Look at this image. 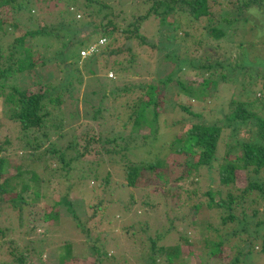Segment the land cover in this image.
I'll return each instance as SVG.
<instances>
[{
	"label": "rangeland",
	"instance_id": "374dc122",
	"mask_svg": "<svg viewBox=\"0 0 264 264\" xmlns=\"http://www.w3.org/2000/svg\"><path fill=\"white\" fill-rule=\"evenodd\" d=\"M177 1L179 2L180 0ZM239 1L206 0V15H200L194 18L193 21L188 14L177 10L165 13L162 16L160 14L158 15L159 17L151 15L153 19L149 18L143 23L144 29L145 26L149 28L148 31L144 32L142 28L139 31L146 38V41L152 43V46L138 45L137 42L132 41L126 44L131 48L129 52L123 51L118 56L107 55L109 62L116 60L122 66L125 65L126 60L130 56H134L135 65L131 64L127 67L128 72L120 75L111 70L110 63L104 66L100 60L96 61L94 59V56L99 54L97 53L98 48L95 51L96 53H90L88 50L83 52L80 58L81 61L78 64L79 75L71 72L74 67L68 59H64L65 54L68 53V48L64 47V45L68 41H73L75 44L81 40L80 38L84 39L85 35L89 33L88 28L82 25L84 24V20L82 18L77 19L78 17L73 21L65 20L64 14L60 12L66 6L65 0H42L43 5L46 7L45 11L42 10L40 2L37 4V1H34L30 4L34 12L33 19L21 17V28L25 30L29 29L30 32L36 30L51 31L45 32L44 35L39 34L36 37L31 38L28 36L25 38V43L31 47L33 62L37 64L36 68L30 72L17 73V76L15 75V78H17L14 80L15 82L12 79H8L4 88L0 90V161H5L1 164L3 177L1 182L8 180L14 186L13 182H18L16 179H13L17 174L15 166L21 165L22 183L31 186V171L39 178H42L44 183L41 189V199L37 203L31 202L33 197L31 188L22 190L21 186H17L15 190L17 193H21L24 200L23 204L25 207L22 208V214L26 219L24 220L25 222L23 221V228L24 226L28 227V224L31 228L30 230L24 231L21 228V231L18 229L14 231L12 228H15L18 224L16 212L13 211L10 203H0V227L10 228L5 237V242L15 244L17 248L37 247L39 239L42 238L48 242L46 245H42V254L40 253L42 256L31 253L25 257L24 264H58L56 261L58 250H61V247L66 244L71 245L72 262H68L70 264H98L97 258L101 259L100 264H119V262L143 264V261H140L139 258L147 255L146 249H137L134 244L123 237L119 230L121 227L130 226L128 225L129 222L126 221L130 216L128 213L132 211L126 215L122 214L124 213L123 207L127 203L129 192L132 198L136 196L135 199L139 203L149 200V198H152L151 200L154 202L158 201L160 208L159 216H163L168 210H176V212L170 213L167 218V221L172 222L173 228L168 229V237L166 236L167 238H164L165 241L163 243L159 242V244L168 248L181 246L180 248L182 249L184 247L182 244L186 241L191 252H194L195 255L201 253L206 243L202 241L207 235L205 227L208 225L212 226V228L215 227L218 223V217L221 215L218 210H210L205 207V197L201 195L204 191L219 189L215 176H211L205 168H200L195 178L190 177L194 182L197 179L195 185L189 184L190 178L187 181L178 180L173 182L172 179L177 178L181 174L182 168L175 164H169L167 171H161L164 178L160 179L159 182L152 174L145 172V181H140L145 183V186L138 189L139 192L137 194L130 187L125 186L124 181H121L122 188L116 187L114 183L112 184L113 188L108 192H104V186H100L98 181L93 179L92 172L88 170L90 168L88 164L100 161L106 165L107 169L111 168V165L107 164L108 159L105 156V150H108L112 144H85V140L89 136H93L94 139L97 138L96 140H98L99 136L103 140L112 136L113 120H109L108 118L107 120L100 119L99 113H97L98 108H104V112H106L108 108L107 104L111 103L110 98L112 96H110L109 91L112 88V80H116L119 86L133 84L134 86L146 89L151 84H156L160 80L163 81L171 75L172 78L176 77L177 81L187 83L185 85L189 84L190 88L194 90L197 88L199 99H194L193 97L180 94L178 89L171 87L170 83L167 82L163 87L162 106L166 112L158 117L160 122L159 131L161 133H164L166 130H176L179 133L183 125L194 124L196 121L210 124L221 120L222 116L220 114L216 115V113L224 111L223 107L228 100L232 91L231 89H233L235 95H239L238 99L244 97L243 84L250 87V79L247 82L246 78L249 76H246L243 81L240 80L245 75L240 76V73H238L239 54L241 57L246 58L247 62L253 66L251 67L252 72H262L258 78L256 77V80H253L254 76L252 77V81L250 80L253 84H251L252 88L255 86V91H253L250 99H257L263 82L261 75L264 74V17L257 18L250 16L245 8H241L240 16L246 19L245 23L235 22L231 25L233 22L232 16L226 18L227 21L219 25L224 32L226 31V35L221 37L219 41L207 40L206 42L205 40V38L208 39L206 37L209 30L208 26L216 27L218 20L221 21L222 12L232 9L233 6L238 5ZM113 2H117V4L125 3L126 5H122L121 7L114 5V11L117 15L114 21L120 27L130 20V16L144 14L149 6V4L142 5L140 0H113ZM262 4L264 6V0H262ZM78 12L81 13L80 11ZM186 19L191 20L189 22L192 23L190 25L191 29L195 30L193 36L195 42L187 37V33L191 30L182 25V20ZM87 21L88 19H85V22ZM68 22L72 28L69 31L61 30L63 29L61 27L64 25H66L65 27H69L67 25ZM56 32L59 34L58 36ZM197 35L201 37L199 40L197 39ZM18 36H20V33L13 32L12 28L7 33H4L3 30L0 32V51L4 58L12 52V45ZM98 38V35L92 37L91 45L94 44L97 47L95 44H98L100 40ZM104 43L105 41H101V44ZM122 43V40L119 39L115 44L119 46ZM216 43L224 46V49L220 50L223 55H221V61L225 60L231 64L236 62L238 65L235 66V69L224 68L221 72L216 71L214 74H210V71L199 68L201 61L207 66L204 52L211 49L210 46ZM62 44L63 46H61ZM4 62L3 59L0 61L3 66H5ZM173 63L177 64L174 65ZM173 65L176 68V72L172 68ZM90 69L94 71L93 74L89 73ZM110 73L112 74L111 76H109ZM221 73H226L227 78L232 77L235 81L232 83L228 81L224 82L226 87H223V85L219 86L207 100L204 96L205 102L202 97L204 92L207 94L210 92V88L205 85L200 87L201 83L204 80L210 83V79H219ZM71 79L73 87L71 90H68L67 84ZM37 81L40 85L49 84L48 87L50 88L48 90L51 95H61L59 98L61 101L60 107L50 112L49 118L53 124L61 125L62 131L54 133L52 129H49V125L44 124L39 131H48L50 140L42 141L40 144H31L28 150V148L24 149V143H20L19 138L23 136V133H21L19 125L11 118L13 114L12 109L15 106L7 100L13 93L11 86H19L20 88L29 90V92L35 93L38 91L39 86L34 89L35 85L32 84ZM197 82L199 84L196 85ZM51 86L56 88L52 89ZM56 91L58 92L56 93ZM142 94L141 90L125 94V97L122 99V105H131L132 102H137L141 99ZM102 100L103 102H101ZM177 104L186 105L187 107L189 105L190 114L183 117L179 115L178 109L175 107ZM173 105H175L174 108H172ZM147 108L150 110V107ZM252 110L261 115L260 106L255 105ZM196 113H201L205 119L194 118L193 114ZM224 113L227 112L225 111ZM178 121L182 122L175 126ZM34 132L37 131L35 130ZM31 133L34 134L33 131ZM63 133L64 137L62 139ZM6 141L9 144H5ZM224 141L225 144H218L216 148V156L218 157L226 150V143L232 144V140L228 141L226 137ZM68 144H73V149L69 148L70 150H67ZM51 150L52 152L54 150L55 153H52ZM44 151L47 152L46 158H44L45 164L42 161H37L36 165H33L37 155ZM134 151H136V158L143 160L145 153L139 152V150ZM59 153H63L65 159H76L74 166L77 168L69 169L68 171L70 175L69 179L75 183L73 184L74 189L66 187L67 182L65 181V177L67 176V172L65 169H61L63 166H61L59 161ZM119 155L117 153L115 155L116 158ZM172 159L176 162H181L179 156L173 155ZM115 172L117 173L116 170ZM91 181L95 185L92 190L88 189V184ZM114 181L117 183L118 179L114 177ZM218 191H220V194L223 192V190ZM103 192L106 194L105 198L107 202L113 201L118 205L117 209L109 207L107 211H103L102 209L96 211L95 206L98 200L95 198L98 196L102 197ZM191 193H193L192 196L188 197ZM59 196L63 198V203L58 207L60 211L58 224L51 226L45 222H41L40 225L37 224L33 217L41 215V209L46 208L49 201L51 202ZM217 199L218 197L215 196L214 200ZM198 202L200 204L198 210H196L197 208L194 205ZM134 205L139 204L136 202ZM141 209L142 207L135 210L136 217H141L143 213ZM29 217L32 220L30 223L28 221ZM75 217L85 225L88 235L77 227V219ZM149 222L151 228L163 226L160 220L157 221L155 226L152 219ZM31 241L32 245H30ZM93 246L102 255L98 256ZM115 248L117 251L114 254ZM7 251L8 247L4 245L3 254H6ZM106 256L108 258L105 260ZM233 257V254H231L227 258V254L225 253L222 261L217 260V262L218 264H230ZM2 259L6 260L7 257L2 256ZM191 260L192 258L183 249L182 255L173 260L172 263L194 264ZM241 260L245 264H264V254L258 252V250H254L253 257L250 254H246L244 258L239 259V261Z\"/></svg>",
	"mask_w": 264,
	"mask_h": 264
},
{
	"label": "trees",
	"instance_id": "16d2710c",
	"mask_svg": "<svg viewBox=\"0 0 264 264\" xmlns=\"http://www.w3.org/2000/svg\"><path fill=\"white\" fill-rule=\"evenodd\" d=\"M34 1H37V4L40 2L42 10H46L42 0H0V32L3 30L4 33H7L8 30L12 28L13 32L20 33V36L14 40L12 52H10L7 57L4 58L0 51V61L2 59L5 61V66L0 63V90L4 88L8 79H12L13 82H15L14 80L17 79L15 75L17 76V73H22L24 71L30 72L36 68L37 64L33 62L31 47H29V44L25 43V38L28 36L31 38L36 37L39 34L44 35L45 32L51 31L36 30L30 32L29 29L25 30L21 28V17L33 19L34 12L30 4ZM65 1L66 6L63 8L64 10L60 11L61 14H64L65 20L73 21L76 17H78L77 19L82 18V20H84V24L82 25L87 27L89 32L85 35L84 39L80 38L81 40L77 41L75 44L73 41H68L67 44L64 45V47L68 48V53L65 54L64 59L70 61L74 67L71 72H75L77 75L80 73L78 64L81 61V55L83 52L89 51L90 47L94 46V44L91 45V38L94 36L98 35V40L100 39L98 44H95L97 45L96 49L98 48L97 53L99 54H96L94 59L96 61L100 60L104 66L110 63L111 70H114L113 72L120 75L128 72L127 67L131 64L135 65L134 56H130L129 59L126 60L125 65L122 66L120 62L116 60L109 62L107 55L118 56L119 53L123 51L129 52L131 48L126 44L132 41L137 42L138 45L152 46V43L146 41V38H144L139 31L141 28L144 32L148 31L149 28L145 26L144 29L143 23L149 18H152L151 15L159 17L158 15L160 14L162 16L165 13L177 10L181 13L188 14L192 18V21L200 15H206V0H180L179 2L177 0H140L142 5L149 4L146 12L138 16H130V20L127 21L124 26L120 27L117 22L114 21V18L117 17L114 11V5L121 7L125 5V3L117 4V2L114 3L113 0ZM241 8H245L250 16H255L257 18L264 17L262 0H240L238 5L236 4L232 9L222 12L221 21L218 20L216 27L208 26L209 30L206 36L208 39L205 38L206 42L207 40L219 41L221 37L226 35V31L224 32L219 26L222 22L227 21L226 18L232 16L233 22L231 25L235 22L245 23L246 19L240 16ZM85 19H88V21L85 22ZM190 21L189 19L182 20V25L191 30L187 33V37L192 41L195 30L191 29L190 25L192 23H189ZM67 25H69V27H65L66 25H64L61 27L63 28L61 30L69 31L72 26L69 22ZM58 35L57 33V36ZM200 38V35H197V39L199 40ZM119 39H121L123 43L117 46L115 43L118 42ZM107 40H109L108 43H106ZM101 41H105V43L101 44ZM193 42L195 41L193 40ZM61 46H63V44ZM210 48L211 49L205 50L204 52L207 59L205 60L207 66L201 61V65L199 66L200 69L208 70L210 74H214L216 71L221 72L224 68L235 69V66L238 65L236 62L231 64L225 60L221 61L223 55L220 50L224 49V46L221 44H213ZM94 59L93 62L95 63ZM238 59V73H240V76L245 75L243 78H240L241 81H243L246 76H249L246 78L247 82L249 79L252 81L253 76V80H256L259 74L262 73L252 72L251 67L253 66L247 62L246 58L241 57L240 54ZM176 64L177 63L174 65ZM174 65L172 68L176 72ZM89 73L93 74L94 71L90 69ZM261 78H263V82L257 99H250L253 91H255V86L252 88L253 84L249 80L250 87L244 86L243 84L242 89L244 97L242 99H238L239 95H235L233 89H231L232 91L223 107L224 111L215 112L216 115L220 114L222 116L221 120H218L219 122L207 124L206 122L196 121L194 124H185L180 128L179 133L176 130H166L164 133L159 131L160 122L158 117L166 112L162 107L163 87L168 82L171 87L178 89L180 94L199 99L197 96V88L194 90L190 88L189 84L185 85L187 83H181L177 81L178 79L176 77L172 78L171 75L163 81L160 80L156 84H151V86L146 87V89L144 87L134 86L133 84L119 86L116 80H112V88H110L109 91L110 96H112L110 98L111 103L107 104L108 108L106 112H104V108H98L99 110L97 112L99 113L100 119L107 120L108 118L109 120H113V128L111 129L112 136L103 140L100 139L101 136L98 135L99 141L96 140L97 138L94 139L93 136H89V138L85 140V144H112L108 150H105V156L108 159L107 164L109 163L111 168L107 169L106 165L100 161H96L94 164H88L90 167L88 170L92 172L93 179L98 181L100 186H104V192H108L113 188L112 184L114 183L116 187L122 188L121 181H124V185L130 187L132 191L137 194L139 192L138 189L145 186V183L140 182L145 181V172L152 174L159 182L160 179L162 180L164 178L161 171H167L169 164H175L182 168L181 174L177 178L172 179L173 182L178 180L187 181L190 177L195 178L198 170L200 168H205L211 176L216 177L219 187L218 190H223L221 194L218 190H207L201 194L205 197V207L210 210H218L221 215H219L218 223L215 227L212 228L210 225L205 227L207 235L202 241L206 243L199 255H195L194 252L190 251L186 241L182 244V246H184L182 249L180 248L181 246L168 248L159 244V242L163 243L165 241L164 238L169 233L168 229L173 228L172 222L167 221V218L170 213L176 212V210H168L163 216H159L160 208L158 201L154 202L151 200L152 198H149V200L139 203L138 200L135 199L136 196L132 198L129 192L127 203L123 207L124 213L122 214L126 215L128 212L132 211L128 213L131 217L129 216L126 221L129 222L128 225L130 226L121 227L119 230L123 237L134 244L137 249H146L147 255L139 258L140 261H143V264H173L172 261L182 255L183 249L186 254L192 258L191 261L194 264H218L217 260L222 261V257L225 253L227 254V258L231 254L234 256L230 264H245L243 260L239 261V259L244 258L246 254H250L253 257L254 250H258V252L264 254V74L261 75ZM210 80V83L206 80L201 83L200 87L205 85L210 88L208 94L204 92L202 99L205 96L207 100L214 94L219 86L223 85V87H226L224 82L228 81L232 83L235 81L232 77L227 78L226 73H221L219 79ZM197 84H199V82H197L196 85ZM32 85H35L34 89L39 86L37 92H29V90L25 88L11 86L13 93L7 100L15 106L14 109H12L13 114L11 118L19 125V129L21 133H23V136L19 138L20 143H24V149L28 148V150L31 144H40L42 141L50 140L48 131H39L44 124L49 125V129H52L54 133L56 131H62L61 125L53 124L49 118L50 112L60 107L61 101L59 98L61 95H51L48 90L50 87H48L49 84L47 83L40 85L37 81ZM51 87L52 89L56 88L53 86ZM72 87L73 84L71 79L67 84V88L71 90ZM139 90L143 93L140 97L141 99L137 102H132L131 105H122V99L125 97V94ZM57 92L58 91H56V93ZM101 102H103V100ZM255 105L261 107V115L252 110ZM174 106L175 105H173L172 108H174ZM147 107H150V110H148ZM175 107L182 117L190 114L188 109L189 105L187 107L186 105L177 104ZM225 111L227 113H224ZM193 117L205 119L201 113L193 114ZM46 120L48 121L45 122ZM181 122L182 121H178L175 126ZM35 130L37 132H34ZM31 131H33L34 134H32ZM87 135H89V133H87ZM61 137L63 139L64 133ZM225 137L228 141L231 139L232 144L226 143V150L218 157L216 156V148L218 144H225ZM5 144H9V142L6 141ZM72 145L68 144V148L66 149H73ZM134 150L145 153L143 155V160L136 158V151ZM44 152L37 155L33 165H36L37 161H42L43 164H45L44 158H46L47 152ZM52 153H55L54 150ZM117 153L120 154L118 158L115 156ZM173 155L179 156L181 162L174 161L172 159ZM59 161L61 166H63L61 169H65L67 172V176L65 177V181L67 182L66 187L68 189H74L73 184L75 183L71 182L69 179L70 175L68 171L69 169L77 168L74 166L76 159H65L64 154L59 153ZM4 162V160L0 161V203L11 204L13 211L16 212V220L18 221L17 226L12 229H14V231L16 229L21 231V228H23V221L26 219L22 214V208L25 206L21 193H17L15 190L17 186H21L22 190L31 188L33 192L31 202L37 203V201L41 199V189L44 183L42 178H39L32 171V176L30 178L32 183L31 186L22 183L21 165L15 166L17 174L13 179H16L18 182H13L14 186L11 185V182L8 180L1 182L3 178L1 164ZM114 177L118 179L117 183L114 181ZM192 178H190L189 184L195 185L197 179L196 182H194ZM89 184L88 189L92 190L95 185H93L92 181ZM104 192L102 197L98 196L95 198L98 200L95 206L96 211L98 209L107 211L109 207L117 209L116 207H118V205L116 203L113 201L107 202ZM192 194L193 193L189 194L188 197H191ZM215 196L218 197L217 200H214ZM62 201L63 198L60 196L56 197L51 202L49 201L46 208L41 209V215L33 217V219L36 220L39 225L41 222H45L50 226L58 224L60 220V211L58 207L62 205ZM136 202L139 205H134ZM199 204L198 202L194 205V207L197 208L196 210H198ZM141 207L143 213L141 217H136L135 210ZM75 219L77 218L75 217ZM150 219L154 221V226L158 220L162 222L163 226L151 228ZM28 221L29 223L32 221L30 217ZM76 225L83 233L88 235V230L79 219H77ZM27 226L28 227L24 226V231L31 229L28 224ZM9 231L10 228L0 227V264H24L25 257L31 253L42 256V245L48 243L44 238L39 239L40 241L37 247L17 248L15 244L13 245L11 242H5V237ZM4 245L8 247L6 254H3ZM30 245H32V241ZM93 249L98 256L102 255L95 246H93ZM116 251L115 248L114 254ZM201 254L203 255L201 256ZM57 255L56 261L58 264H70L72 262L71 245L66 244L62 246L61 250H58ZM2 256H6L7 259L3 260ZM107 258L108 256L105 257V260ZM161 258H163V260H161ZM97 261L98 264H100L99 262H101V259L97 258ZM119 264L126 263L119 262Z\"/></svg>",
	"mask_w": 264,
	"mask_h": 264
},
{
	"label": "built area",
	"instance_id": "2783aa9c",
	"mask_svg": "<svg viewBox=\"0 0 264 264\" xmlns=\"http://www.w3.org/2000/svg\"><path fill=\"white\" fill-rule=\"evenodd\" d=\"M94 50H96V47H95V46H92V47L89 49V52L94 51ZM89 52H88V53H89ZM109 76H111V73H110Z\"/></svg>",
	"mask_w": 264,
	"mask_h": 264
},
{
	"label": "clouds",
	"instance_id": "9594fccd",
	"mask_svg": "<svg viewBox=\"0 0 264 264\" xmlns=\"http://www.w3.org/2000/svg\"><path fill=\"white\" fill-rule=\"evenodd\" d=\"M90 48H91V47H90ZM90 48H89V49H90ZM94 51H95V50H94ZM94 51H91V52H94Z\"/></svg>",
	"mask_w": 264,
	"mask_h": 264
}]
</instances>
